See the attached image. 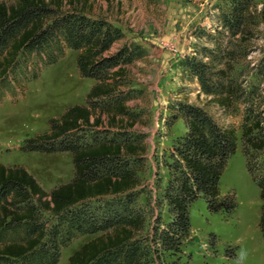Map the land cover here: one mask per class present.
Wrapping results in <instances>:
<instances>
[{
	"label": "trees",
	"instance_id": "trees-1",
	"mask_svg": "<svg viewBox=\"0 0 264 264\" xmlns=\"http://www.w3.org/2000/svg\"><path fill=\"white\" fill-rule=\"evenodd\" d=\"M104 1L106 8L95 12V0H0V101L11 90V75L21 64L27 66L32 54L49 65L65 47L78 50L79 75L96 80L85 104L50 117L47 132L26 137L19 146L21 151H70V181L46 191L23 166L0 163V264H56L61 247L94 233L67 264H196L191 253L182 260V248L192 241L190 204L202 197L208 212L221 209L226 215L237 206L234 194H221L219 187L227 158L236 149L234 126L220 125L201 106L175 101L169 115L181 116L185 131L172 142L164 163L168 179L161 194L170 219L145 233L146 219L136 202L144 193L139 173L147 161L149 117L137 102L141 89L127 68L144 48L108 19L112 9L121 12V0ZM228 1L220 21L237 38L225 51L231 62L246 55L250 26L258 21L252 0ZM256 14L264 21V4ZM211 57H187L182 65L202 92L226 109L238 92L228 77L233 63L221 68ZM250 115L241 137L245 154L255 158L264 150V133L259 113ZM246 165L259 187L258 228L264 239V174H255L250 159ZM236 250L228 246L224 254L235 258Z\"/></svg>",
	"mask_w": 264,
	"mask_h": 264
},
{
	"label": "rangeland",
	"instance_id": "rangeland-1",
	"mask_svg": "<svg viewBox=\"0 0 264 264\" xmlns=\"http://www.w3.org/2000/svg\"><path fill=\"white\" fill-rule=\"evenodd\" d=\"M121 2V12L112 9L108 19L121 29L126 39L144 48L140 57L127 64V68L134 86L141 89L137 102L142 104L149 117V125L144 128L148 143L147 161L144 172L139 173L142 181L140 188L144 189V193L138 196L136 202L146 219L145 233L153 230L157 222L170 219L167 203L161 194L168 179L164 163L168 160L167 153L172 142L184 133L185 127L181 116L172 118L169 115V107L175 101H186L204 108L220 125L235 128L236 149L227 158L219 187L221 194H234L237 206L230 215H226L221 209L208 212L202 197L193 201L189 206L192 241L182 248V260L191 253V261L196 264H237L238 253L244 249L247 257L243 264H264V239L258 228L262 200L259 187L246 165L250 159L255 174L262 176L264 150L255 153V158H248L241 137L242 125L250 110H253V114L259 113L264 133V21L256 14L264 0H252L257 6L253 16L258 24L250 26L251 37L244 44L246 55L231 62L224 57L225 51L237 38L231 36L220 21L221 15L228 10V0ZM106 6L104 0L94 2L95 12ZM117 46L114 45L111 52ZM207 49L211 50L212 57L207 55ZM77 53L78 50L65 47L63 54L49 65H42L43 59L32 54L27 57V66L21 64L16 69L10 77L11 90L5 92L0 101L2 139L15 146L20 140L31 137L29 134L42 124L45 114L53 113L67 104H85V96L90 89L87 87L96 80L79 75ZM205 56L216 59L221 68H227V61L233 63L228 69V77L233 78L238 92L229 108L223 109L211 101L182 65L187 57L206 60ZM34 73L37 76L32 78ZM24 93L25 97L19 100ZM60 115L47 117V126L50 117ZM168 120H173V124L167 125ZM21 141L17 149H1L8 152L7 160L17 163L28 161L43 168L45 175L50 173L47 177L50 181L57 180L66 166L71 164L65 161L64 151L52 152L44 158L21 151ZM17 163L5 165H20ZM43 215L47 217V213ZM210 233H214V238H210ZM96 235L98 233L73 238L67 246L60 248L56 264H67V258ZM212 240L214 245L210 243ZM228 246H237L235 258L225 256L224 248Z\"/></svg>",
	"mask_w": 264,
	"mask_h": 264
},
{
	"label": "crops",
	"instance_id": "crops-1",
	"mask_svg": "<svg viewBox=\"0 0 264 264\" xmlns=\"http://www.w3.org/2000/svg\"><path fill=\"white\" fill-rule=\"evenodd\" d=\"M94 83H95L94 81H91L87 88H90ZM23 97H25V93L19 100H21ZM4 100H7V99L4 98ZM19 100L13 104L18 103ZM71 104H74V103H71ZM71 104H67L65 106H62L61 108L56 109V111L53 113L45 114V116L43 117L44 121L41 122L42 124H40L36 129H34L29 135L32 136V135L36 134L37 132L46 131L49 128V126H47L46 118L49 116H56L58 114H62L63 111L65 110V108ZM20 141L17 142V144L15 146L14 145L11 146L10 143H8L7 141H5L4 139H2L0 137V163L6 164V165L17 163V162H11V161L7 160L6 155L8 152H5L1 149L8 148V147H10L12 149H17ZM13 147H15V148H13ZM64 152H66L65 153L66 154L65 155V161H67V164L68 163H71V164H69V166L68 165L66 166L64 172H62L61 175L59 177H57V180H52V181L48 180L47 177H48V175L50 176L49 172L47 175H45L44 171H42L43 168L41 169V168L37 167L36 165L28 162V161H24V162L17 163V164L24 166L27 169V171H29L34 176V178L42 185L43 188L49 190L54 185H58V184H62V183H66V182L70 181L71 178L73 177L74 166H73V161H72V153L70 151H64ZM27 153H31V154H33V156H36L37 158H44L46 156H49V154H51L52 152L47 153V152H39V151H29ZM66 257H67V255H66ZM67 260H68V258H67Z\"/></svg>",
	"mask_w": 264,
	"mask_h": 264
},
{
	"label": "clouds",
	"instance_id": "clouds-1",
	"mask_svg": "<svg viewBox=\"0 0 264 264\" xmlns=\"http://www.w3.org/2000/svg\"><path fill=\"white\" fill-rule=\"evenodd\" d=\"M246 257H247V252L244 249H241L240 252L238 253L237 264H243Z\"/></svg>",
	"mask_w": 264,
	"mask_h": 264
}]
</instances>
